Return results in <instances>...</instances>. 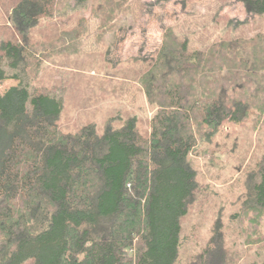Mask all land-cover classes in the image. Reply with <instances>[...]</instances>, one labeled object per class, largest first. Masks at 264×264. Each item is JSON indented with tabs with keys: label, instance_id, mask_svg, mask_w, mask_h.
<instances>
[{
	"label": "trees",
	"instance_id": "trees-1",
	"mask_svg": "<svg viewBox=\"0 0 264 264\" xmlns=\"http://www.w3.org/2000/svg\"><path fill=\"white\" fill-rule=\"evenodd\" d=\"M239 1L264 14V0ZM71 3L90 5L70 22ZM0 9V81L18 79L0 94V264H264V33L189 49L167 26L151 56L112 62L107 36L138 21L144 0ZM139 92L153 108L145 129L122 104ZM225 126L247 134L243 148L223 147L243 187L232 232L217 217L190 248L184 221L200 190L188 159L215 157ZM165 190L174 216L160 224Z\"/></svg>",
	"mask_w": 264,
	"mask_h": 264
},
{
	"label": "rangeland",
	"instance_id": "rangeland-1",
	"mask_svg": "<svg viewBox=\"0 0 264 264\" xmlns=\"http://www.w3.org/2000/svg\"><path fill=\"white\" fill-rule=\"evenodd\" d=\"M146 9L138 21H132L130 17L122 19L118 31L107 36L109 47V58L112 62L124 61L132 56H151L161 41V34L165 27L171 26L174 31L186 41L189 49H205L212 42L220 39H231L235 37H250L257 32L264 33V14H247L239 0H144ZM86 6H74L70 4L68 14L73 22L79 14H86ZM7 22L6 15L0 9V24ZM32 35L37 36L36 30ZM9 74L14 70L7 69ZM18 84V79L6 78L0 81V94L11 85ZM119 103V102H118ZM125 108L137 116V126L140 129L148 128L149 119L153 114L151 108L144 98L143 93H137L133 105L122 103ZM227 133L217 135L210 145L219 144L220 149L214 153L215 157L209 161L208 156L196 155L193 152L188 161L196 170V180L199 183L197 199L189 206L184 227L190 236V248H201L208 236L213 222L220 217L224 230L228 216L238 209L237 197L242 191L236 184H232L239 174L237 159L232 155L227 162V153L223 152L225 143L230 151L243 148L247 134L238 133L233 128H227ZM229 138V139H228ZM251 140L255 146L254 135ZM233 148V149H232ZM262 151V150H261ZM216 163L218 166H212ZM230 178L229 181L226 178ZM174 191V190H173ZM172 191L165 190L160 194L156 205V219L161 224L172 222L174 205L169 207L168 200L175 203ZM239 230V228H238ZM241 230V229H240ZM242 231V230H241ZM232 232V231H231ZM234 238L233 234H227ZM197 243V244H195ZM197 245V246H196ZM247 250L248 246H243ZM195 250V248H194ZM187 250L185 255L187 254Z\"/></svg>",
	"mask_w": 264,
	"mask_h": 264
}]
</instances>
